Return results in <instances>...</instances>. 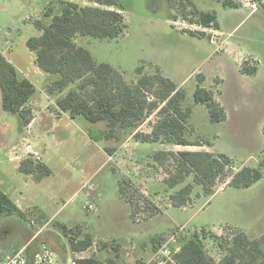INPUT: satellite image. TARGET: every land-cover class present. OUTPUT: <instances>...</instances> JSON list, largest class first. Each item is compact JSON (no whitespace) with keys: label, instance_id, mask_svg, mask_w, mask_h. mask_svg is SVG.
Masks as SVG:
<instances>
[{"label":"rangeland","instance_id":"1","mask_svg":"<svg viewBox=\"0 0 264 264\" xmlns=\"http://www.w3.org/2000/svg\"><path fill=\"white\" fill-rule=\"evenodd\" d=\"M191 1L198 10L214 11L219 28L173 19L175 11L168 0H120L127 24L121 36L77 37L75 42L86 47L96 62L111 64L132 86L139 67L145 74L159 70L170 78L185 93L183 107L191 109L185 137L199 140L200 146L142 142L134 137L136 132H151L155 112L123 129L118 139L92 140L88 129L103 130L105 123L90 124L58 110L59 93L48 91L56 76L40 70L26 46L28 38L40 34L33 21L48 23L46 9L59 14L60 0H0V50L20 76L36 86L24 105L32 116L27 125H21L17 114L2 109L0 96V189L24 214L0 215V259L22 247L35 251L47 245L63 264L84 257L104 264H142L161 245L176 246L181 236L204 229V248L218 262L224 253L219 244L227 246L237 229L250 238L264 235V178L236 188L227 185L223 176L214 193L205 196L192 174L168 187L164 180L173 165H160L152 157L158 150L222 152L232 158V172L243 165L257 167L264 157V0H233L235 8L216 0ZM243 66L254 72H243ZM197 85L212 91L223 107L221 123H212L206 105L194 102ZM25 158L43 162L51 174L37 180L36 174L22 173L18 166ZM187 183L193 184L191 203L174 207L170 195ZM85 234L92 244L73 251L69 236L81 239Z\"/></svg>","mask_w":264,"mask_h":264},{"label":"trees","instance_id":"2","mask_svg":"<svg viewBox=\"0 0 264 264\" xmlns=\"http://www.w3.org/2000/svg\"><path fill=\"white\" fill-rule=\"evenodd\" d=\"M86 1L89 4H81L77 0H60L62 6L59 14H52V9L48 7L45 15L50 17V21L44 23L35 19L33 23L40 34L26 41L27 48L34 53V62L38 68L56 76L49 84L48 91L59 93L55 102L58 110L72 119L82 117L90 124L105 123L106 128L103 130L93 127L88 129V135L94 141L101 138L118 139L123 129L140 124L155 112L157 119L151 132H136L134 137L142 142L200 146L199 140H188L185 137L186 121L191 115V109L183 107L185 93L170 78L163 76L159 70L145 74L139 67L136 69L139 76L132 86L111 64L96 62L86 47L75 42L77 37L85 36L113 39L121 36L127 27L120 0ZM216 1L225 7H238L233 0ZM168 4L175 11L173 19L180 17L190 25L219 28L216 13L198 10L191 0H168ZM186 32L196 34L191 29H186ZM197 34L203 36L205 32L198 31ZM242 71L251 73L254 68L243 66ZM199 81H202V77ZM35 92L34 83L20 76L14 64L0 51L2 109L17 114L21 125H27L32 116L31 110L24 105ZM193 98L195 103L206 105L212 123L223 121V107L214 98L212 91L197 85ZM262 132L264 136V125ZM152 157L160 165H173L164 180L168 187H174L192 174L194 183L202 187L205 196L214 193L216 181L223 176L227 177V185L236 188L249 187L264 178V157L259 159L257 167L243 165L234 172L231 171L232 158L222 152L213 154L202 150H158ZM18 169L24 174H36L37 180L52 172L46 164L32 158L22 159ZM119 184L120 193L125 196L124 186L121 182ZM192 190V183L181 186L170 195L171 204L174 207L187 206L192 201ZM14 214L24 215L17 204L0 190V215ZM60 228L64 235H68L64 224ZM209 236L222 240V236L215 233ZM181 238L180 244L176 245L179 247L175 254L178 264H264V235L250 238L237 229L227 246L225 243L219 244L224 253L218 262L204 248L203 240L207 238L204 229ZM69 240L71 249L76 252L86 250L92 244L89 234L81 239L71 235ZM26 249L29 254L33 252ZM76 261L77 264H104L95 257H84Z\"/></svg>","mask_w":264,"mask_h":264},{"label":"built area","instance_id":"3","mask_svg":"<svg viewBox=\"0 0 264 264\" xmlns=\"http://www.w3.org/2000/svg\"><path fill=\"white\" fill-rule=\"evenodd\" d=\"M179 250L178 246L169 244L161 245L145 262L142 264H178L175 254ZM0 264H63L57 253L47 245L28 253L26 247H22L12 254L0 259ZM65 264H77L75 261L69 260Z\"/></svg>","mask_w":264,"mask_h":264},{"label":"crops","instance_id":"4","mask_svg":"<svg viewBox=\"0 0 264 264\" xmlns=\"http://www.w3.org/2000/svg\"><path fill=\"white\" fill-rule=\"evenodd\" d=\"M1 52H2V54L11 62V63H13V61L10 59V57L9 56H7L6 54H5V52L3 51V50H0ZM26 77V76H25ZM26 78H28V77H26ZM29 80H30V78H28ZM31 81V80H30ZM219 123H221V122H219ZM219 123H217V124H219ZM11 159V158H10ZM1 190V189H0ZM1 191H3L4 193H6V191H4V190H1ZM7 194V193H6Z\"/></svg>","mask_w":264,"mask_h":264}]
</instances>
